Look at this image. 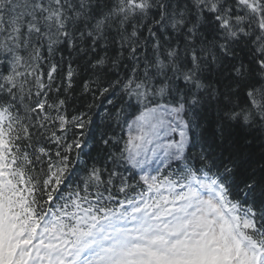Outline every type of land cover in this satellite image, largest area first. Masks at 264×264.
Segmentation results:
<instances>
[{"label": "snow or ice", "instance_id": "6c2138e0", "mask_svg": "<svg viewBox=\"0 0 264 264\" xmlns=\"http://www.w3.org/2000/svg\"><path fill=\"white\" fill-rule=\"evenodd\" d=\"M0 264H264V0H0Z\"/></svg>", "mask_w": 264, "mask_h": 264}]
</instances>
